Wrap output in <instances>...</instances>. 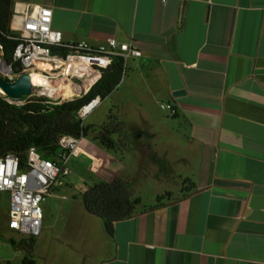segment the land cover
I'll list each match as a JSON object with an SVG mask.
<instances>
[{
    "label": "crops",
    "instance_id": "0c3cea01",
    "mask_svg": "<svg viewBox=\"0 0 264 264\" xmlns=\"http://www.w3.org/2000/svg\"><path fill=\"white\" fill-rule=\"evenodd\" d=\"M22 3L49 7L65 42L113 37L141 51L100 101L126 141L82 138L70 157L88 161L90 184L122 175L140 204L109 235L81 195L66 203L70 180L58 178L45 205L58 234L36 241L39 264H264V0Z\"/></svg>",
    "mask_w": 264,
    "mask_h": 264
},
{
    "label": "built area",
    "instance_id": "2783aa9c",
    "mask_svg": "<svg viewBox=\"0 0 264 264\" xmlns=\"http://www.w3.org/2000/svg\"><path fill=\"white\" fill-rule=\"evenodd\" d=\"M52 11L40 4L22 3L21 8L13 7L10 19L12 30L17 33L19 42L15 47L13 59L19 68L4 65L1 72L8 80H13L25 71L39 73L43 83H33V93L13 99L2 91L0 97L12 104H23L30 98L43 97L49 104L62 103L84 94L101 76V69L107 68L113 58L120 57L127 62L139 57L141 51L132 41L119 42L113 37L99 44L86 40L65 42L61 31L52 28ZM10 66V65H9ZM59 76L70 81L77 91L74 96L57 99L50 95ZM100 104L96 96L82 105L77 118L83 120ZM158 106L170 116L176 108L160 101ZM82 136L63 135L59 138V150L52 158L43 157L34 147L27 151L25 162L14 154L0 156V193L8 194L9 225L22 237L38 236L42 227L41 202L48 197L59 176L66 177V167L71 156L80 153Z\"/></svg>",
    "mask_w": 264,
    "mask_h": 264
},
{
    "label": "trees",
    "instance_id": "16d2710c",
    "mask_svg": "<svg viewBox=\"0 0 264 264\" xmlns=\"http://www.w3.org/2000/svg\"><path fill=\"white\" fill-rule=\"evenodd\" d=\"M14 0H0V62L19 68L13 54L19 37L10 27ZM126 66L120 57L113 58L111 64L101 69L100 78L81 96L62 103L49 104L46 98H30L23 104H12L0 97V156L14 154L25 162L27 151L34 147L43 157L52 158L59 150V138L63 135L86 137L95 132L92 126L84 125L77 118L79 108L96 96L100 101L106 98L121 81ZM123 124L108 115V122L102 125L95 139L107 150H114L126 141ZM117 135V138H114ZM81 201L86 211L103 221L104 229L113 234L116 221L135 214L140 199L134 197L128 182L122 175L111 180H99L86 184L81 193ZM12 245L25 251L22 262L34 264L33 252L36 239L33 236L10 240Z\"/></svg>",
    "mask_w": 264,
    "mask_h": 264
},
{
    "label": "rangeland",
    "instance_id": "374dc122",
    "mask_svg": "<svg viewBox=\"0 0 264 264\" xmlns=\"http://www.w3.org/2000/svg\"><path fill=\"white\" fill-rule=\"evenodd\" d=\"M0 67H1V63H0ZM0 72H1V68H0ZM164 112L167 113L166 111ZM108 115H109V110L107 109L106 101H104L83 119V124L92 126L93 129L95 130V132H93L94 135H97L99 133L98 132L99 128L108 122ZM92 136H93L92 133H90L86 137H83L84 139L83 144L86 143L87 147L91 145L98 147L99 146L98 140L94 139ZM66 167L69 170V174L66 177L69 178L70 183L59 185L61 188L59 194L61 196L65 195L66 197L65 201L67 203L69 202L68 200L77 198L79 197V195H81L83 190L86 188V184H90V180L95 178V173L89 170V163L85 159L83 160L81 159L79 160V162H77L75 159L74 160L69 159L66 163ZM66 177L59 176L58 178H66ZM60 200L61 202L64 201L63 199ZM56 201H57L56 199L46 197V199L40 204L44 218L42 220L41 232L38 236H35V239L38 242L40 240H44L45 238L56 236L58 234L57 229L59 228H57V226H59L60 220L54 221V219L57 218V216L54 211L51 212L49 210V208L54 210L53 206L55 205L53 204V206L50 205L48 206L49 208H45L46 203L49 204L48 202L54 203ZM8 208H9L8 194L0 193V264H24L22 262L23 257L25 256L24 249L12 245L10 241L11 239L18 241L20 238H22V236L18 235L10 228ZM53 223L54 226H52ZM33 260L35 262L34 264H39V260H37L36 257L35 248L33 252Z\"/></svg>",
    "mask_w": 264,
    "mask_h": 264
},
{
    "label": "water",
    "instance_id": "95a60500",
    "mask_svg": "<svg viewBox=\"0 0 264 264\" xmlns=\"http://www.w3.org/2000/svg\"><path fill=\"white\" fill-rule=\"evenodd\" d=\"M6 66L5 62H3ZM32 71H25L18 74L13 80H8L0 73V89L2 93L13 99H20L33 93ZM175 95V94H173Z\"/></svg>",
    "mask_w": 264,
    "mask_h": 264
},
{
    "label": "bare ground",
    "instance_id": "6f19581e",
    "mask_svg": "<svg viewBox=\"0 0 264 264\" xmlns=\"http://www.w3.org/2000/svg\"><path fill=\"white\" fill-rule=\"evenodd\" d=\"M0 68L3 70L7 69L4 65H1ZM31 80L33 83H43L44 82L40 74L35 73V72H32ZM0 92H1V89H0ZM76 93L77 91L75 89V86L70 81L63 79L62 76H59L54 86L50 88V95L57 99L71 97V96H74Z\"/></svg>",
    "mask_w": 264,
    "mask_h": 264
}]
</instances>
